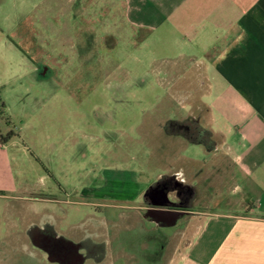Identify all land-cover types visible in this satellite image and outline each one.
Wrapping results in <instances>:
<instances>
[{"label": "crops", "instance_id": "obj_1", "mask_svg": "<svg viewBox=\"0 0 264 264\" xmlns=\"http://www.w3.org/2000/svg\"><path fill=\"white\" fill-rule=\"evenodd\" d=\"M121 4L125 23L146 32L139 46L156 61L147 66L172 76L181 107L160 113L155 128L140 124L154 178L129 175L133 188L114 191L123 203L111 204L126 210L77 223L53 259L264 264V0ZM224 191L226 207L213 209Z\"/></svg>", "mask_w": 264, "mask_h": 264}, {"label": "rangeland", "instance_id": "obj_2", "mask_svg": "<svg viewBox=\"0 0 264 264\" xmlns=\"http://www.w3.org/2000/svg\"><path fill=\"white\" fill-rule=\"evenodd\" d=\"M121 1L0 0V134H11L0 142V264H59L65 234L126 210L111 206L123 203L114 191L158 172L143 163L140 124L155 128L181 103L172 76L147 66L146 32L125 23Z\"/></svg>", "mask_w": 264, "mask_h": 264}, {"label": "trees", "instance_id": "obj_3", "mask_svg": "<svg viewBox=\"0 0 264 264\" xmlns=\"http://www.w3.org/2000/svg\"><path fill=\"white\" fill-rule=\"evenodd\" d=\"M2 107H3V104H2V101L0 100V116L3 113ZM10 135H11L10 133H7L6 135H1L0 134V142L1 143L6 142V140L10 137Z\"/></svg>", "mask_w": 264, "mask_h": 264}, {"label": "flooded vegetation", "instance_id": "obj_4", "mask_svg": "<svg viewBox=\"0 0 264 264\" xmlns=\"http://www.w3.org/2000/svg\"><path fill=\"white\" fill-rule=\"evenodd\" d=\"M165 187L167 188L168 186L166 185Z\"/></svg>", "mask_w": 264, "mask_h": 264}]
</instances>
